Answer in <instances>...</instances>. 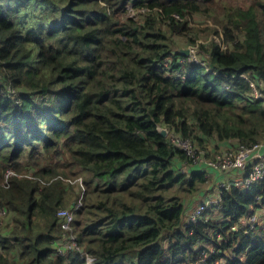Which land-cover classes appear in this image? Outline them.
Masks as SVG:
<instances>
[{"label": "trees", "instance_id": "16d2710c", "mask_svg": "<svg viewBox=\"0 0 264 264\" xmlns=\"http://www.w3.org/2000/svg\"><path fill=\"white\" fill-rule=\"evenodd\" d=\"M196 13L221 26L197 60ZM174 136L264 142V0H0V264H264V221L241 223L264 179L191 221L214 169Z\"/></svg>", "mask_w": 264, "mask_h": 264}, {"label": "built area", "instance_id": "2783aa9c", "mask_svg": "<svg viewBox=\"0 0 264 264\" xmlns=\"http://www.w3.org/2000/svg\"><path fill=\"white\" fill-rule=\"evenodd\" d=\"M179 18L178 16H176ZM197 57V55H196ZM197 60V58H196ZM253 87L256 86L255 82L252 83ZM257 88V86H256ZM258 89V88H257ZM259 90V89H258ZM254 95L259 97V95L255 92ZM173 142L178 145L180 148L185 150L188 155L194 158L195 163H205L210 168L214 169L215 172H235L236 170L245 169L251 161H256L253 169L246 179H236L229 182L225 186H230L232 183L238 186H247L254 183H259L264 179V142L255 144L251 147L240 146L237 148V151L233 152H225L224 154L215 157L214 159H206L203 154L198 151L195 145L191 142L190 139H184L178 136L173 137ZM186 171V169L184 168ZM13 174L12 170H8L6 172V179H8ZM224 187V186H222ZM207 202H203L200 206L195 210L190 216L189 220L195 221L199 214L208 206ZM81 204V203H80ZM7 214L6 209L0 210V217H4ZM75 210L72 209H61L58 212V215L63 220V225L66 228H72L71 224L75 219ZM260 215L258 214L257 209H254L247 217L241 220L242 225L247 226H254L259 222ZM236 228V227H235ZM80 249V247L76 243V236H72L70 241L64 243V247L59 250L60 253H65L68 248L74 247ZM80 251H83L80 249ZM85 252V251H83Z\"/></svg>", "mask_w": 264, "mask_h": 264}, {"label": "rangeland", "instance_id": "374dc122", "mask_svg": "<svg viewBox=\"0 0 264 264\" xmlns=\"http://www.w3.org/2000/svg\"><path fill=\"white\" fill-rule=\"evenodd\" d=\"M222 1H228V2H233L237 4H244L247 1L251 0H219V3ZM131 9V7H130ZM132 14V11L130 12ZM217 15V14H216ZM218 18H215L214 16H210L209 14L206 13H196L193 15H190L189 18V23L190 27L192 28L191 35L189 36H176V39L178 42L183 46L184 50H189L188 54L194 57L196 59V55L199 58V51L201 50V45H206L210 43L212 40H220L219 36L215 34V30L219 29L221 26L217 22ZM191 38L194 39L195 41H191ZM259 89V87H258ZM256 86L254 85V93L256 92L258 95H261V90H258ZM233 145L227 146V145H222L221 142H217L216 144H208L205 148L200 147L198 144H195V147L198 151H200L203 156L206 159H214L217 156H220L224 154L225 152H230V151H237V147L235 146V141H231ZM231 143V144H232ZM206 153V155H205ZM189 165L186 166L185 168L188 169ZM225 173L229 174L230 172H209L207 174V181L205 184H202L200 187V193L198 192L197 194L194 192L193 194L196 197V200L192 203V207L190 210V214H192L197 208L202 204L200 200L202 199V193L207 194L213 201L208 203V205L211 204H217L218 201L215 199L217 195L219 194V189L222 186L227 185L230 181L231 177L227 176V179L224 180H219L220 174ZM202 191V193H201ZM187 191L181 192V195H185ZM208 200V199H207ZM206 201V200H205ZM187 202V206H188ZM70 208V207H69ZM66 207V209H69ZM72 209V208H70ZM75 209V208H74ZM262 209L258 211V214L260 215L259 222L263 220L264 217V212H262ZM237 228V227H236ZM212 248V247H211Z\"/></svg>", "mask_w": 264, "mask_h": 264}, {"label": "crops", "instance_id": "0c3cea01", "mask_svg": "<svg viewBox=\"0 0 264 264\" xmlns=\"http://www.w3.org/2000/svg\"><path fill=\"white\" fill-rule=\"evenodd\" d=\"M230 143H232V142H228V143H222V145H229ZM236 143V142H235ZM232 145H233V143H232ZM238 170H236L235 172H230L229 174H225V173H222V174H220V176H219V180H224V179H227V176L228 177H231L230 178V181H233V180H236V179H242L241 178V176H242V173H239V172H237ZM209 172H213V173H216L215 171H208L207 172V174L209 173ZM202 199L200 200L201 202H207V201H210V202H212L213 200L212 199H209L210 197L207 195V194H203L202 196ZM219 198V194L217 195V197L215 198L217 201L219 200L218 199ZM208 199V200H207ZM206 200V201H205ZM191 207L192 206H190L189 207V212H190V210H191ZM260 209V208H259ZM259 209H257V211H259ZM261 210V209H260ZM262 212H264V210L262 209V211H261V213ZM190 214V213H189ZM189 214H188V216H189ZM262 221H264V217H263V220Z\"/></svg>", "mask_w": 264, "mask_h": 264}, {"label": "water", "instance_id": "95a60500", "mask_svg": "<svg viewBox=\"0 0 264 264\" xmlns=\"http://www.w3.org/2000/svg\"><path fill=\"white\" fill-rule=\"evenodd\" d=\"M183 53H186V54H188V52H189V50H181ZM159 130H160V133L162 134V135H164V136H166L167 134H168V130H166L165 128H159Z\"/></svg>", "mask_w": 264, "mask_h": 264}]
</instances>
